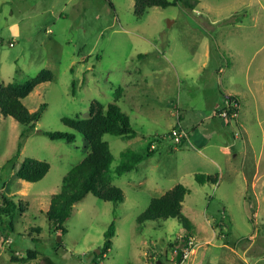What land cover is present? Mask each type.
Returning <instances> with one entry per match:
<instances>
[{"label":"rangeland","instance_id":"obj_1","mask_svg":"<svg viewBox=\"0 0 264 264\" xmlns=\"http://www.w3.org/2000/svg\"><path fill=\"white\" fill-rule=\"evenodd\" d=\"M198 1L195 9L153 7L139 17L135 0H0V87L47 69L55 76L24 99L32 112L47 105L35 128L0 111V208L8 199L15 215L13 224L0 219V264H41L46 257L96 264L111 230L113 246L101 264H173L172 245L185 247L186 229L176 219L139 217L180 183L191 189L183 212L193 221L196 251L184 264H264V0ZM119 89L118 104L138 136L104 139L115 156L112 183L125 199L90 193L75 205L67 232H57L47 215L51 199L91 151L62 119L87 118L92 103L115 102ZM229 108L233 119L216 117ZM178 124L189 138L175 150L169 134ZM42 130L77 137L51 140ZM197 139L204 148L188 143ZM150 144L153 156L117 173L123 152H145ZM27 158L51 164L41 181L16 176ZM197 173L218 183L198 184ZM29 250L37 257L12 260Z\"/></svg>","mask_w":264,"mask_h":264},{"label":"trees","instance_id":"obj_2","mask_svg":"<svg viewBox=\"0 0 264 264\" xmlns=\"http://www.w3.org/2000/svg\"><path fill=\"white\" fill-rule=\"evenodd\" d=\"M198 0H135V14L143 17L146 11L153 7L168 8L173 5L182 4L183 6L195 9L198 5ZM54 73L51 70H43L37 77L28 80L24 84L15 82L9 83L6 86L0 87V111L6 117H13L22 125H28L32 128L41 119L46 108V104L35 112H32L24 103L26 99L40 84L54 80ZM122 89L118 91V97L115 102L105 105L101 102H94L90 108V114L87 118H71L64 117L63 123L71 129L81 133L89 143L91 148L90 153L77 166H75L63 179V186L59 193L54 194L51 199L50 208L47 211L49 221L54 225L57 232L65 234L67 228L65 223L71 216L75 205L82 201L88 194L93 193L104 201H112L114 203L122 202L125 199V193L119 186L114 185L112 179V164L115 161V156L112 152L108 141L104 139L105 135H113L126 139H134L138 136V131L132 125L131 119L126 112L123 111L118 104L121 99ZM231 101H235L228 96ZM223 110L219 112L221 114ZM234 108L229 109L231 116ZM177 116V114H176ZM178 118V116H177ZM179 117L178 119H180ZM231 118V117H230ZM175 128V127H174ZM41 133L51 140H66L70 143L75 142L76 134L68 131H46ZM28 137V132L24 131L21 138ZM173 135L171 132V136ZM156 140L161 142L165 138L156 136ZM185 140V139H184ZM184 140L179 145L173 143L174 149H181ZM150 143V142H148ZM23 145V141L20 146ZM155 145V144H153ZM152 145V146H153ZM185 145V144H184ZM148 146L147 151L140 152L134 149H128L122 153L123 161L118 165L116 171L122 174L127 171L135 170L138 165L147 157L153 156L155 148ZM178 148V149H177ZM157 149V148H156ZM51 164L47 161L27 158L18 169L16 176L30 183L41 181L50 171ZM198 184L205 185L206 183H218L217 176L210 174L197 173L194 175ZM191 192V189L185 184H177L174 188L167 191L163 196L153 198L148 208L140 215L139 221L149 222L158 220L176 219L186 229L187 233L180 239H183L184 245L189 243L193 230V221L184 214L183 204L186 196ZM0 208V219L2 215L8 216L11 224L14 222V212L8 205ZM11 210V211H10ZM114 228V226L112 225ZM114 231L106 233L107 241L101 249V253L95 252L96 264H101L99 259L104 257L112 248ZM177 241L173 248H179ZM38 252L29 250L26 257L19 258L13 255V261H27L36 258ZM41 264H56L51 258L46 257Z\"/></svg>","mask_w":264,"mask_h":264},{"label":"built area","instance_id":"obj_3","mask_svg":"<svg viewBox=\"0 0 264 264\" xmlns=\"http://www.w3.org/2000/svg\"><path fill=\"white\" fill-rule=\"evenodd\" d=\"M228 98V97H227ZM228 102L231 101L230 98H228L227 100ZM232 102V101H231ZM234 102V101H233ZM231 109V108H229ZM229 109H226V110H223L221 112V116L223 118H230L233 119L235 117V114L232 113V115L230 116L229 115ZM172 135H173V140H174V143H176L175 145H179L181 144V142L184 140V139H187L189 138V135L187 134L186 130H184V128L181 126V125H177L175 126V128L172 129ZM194 240L193 238L191 237L189 243H187L185 245V247H182V248H178V249H175L173 252H174V256L172 258V262L173 264H184L186 261L189 260V258L191 257V255L194 253ZM181 254V261L178 262V255ZM153 264H164L161 260L160 261H155L153 262Z\"/></svg>","mask_w":264,"mask_h":264},{"label":"crops","instance_id":"obj_4","mask_svg":"<svg viewBox=\"0 0 264 264\" xmlns=\"http://www.w3.org/2000/svg\"><path fill=\"white\" fill-rule=\"evenodd\" d=\"M221 111V109L220 110H217L216 111V117H219V118H223L220 114H219V112ZM224 119H226V118H224ZM177 126V125H176ZM188 143L189 144H192V145H194V146H196V147H202L203 146V140L202 139H197V140H195V141H188ZM202 148H204V147H202ZM207 157V159H210V157H209V155H207L206 156ZM213 162L215 163V164H217V165H220L219 164V162H217V161H215V160H213ZM209 174V173H208ZM211 175V174H210ZM213 176H215V175H213ZM209 223L212 225L213 224V221L212 220H209ZM207 241H209V240H207ZM206 241V242H207ZM196 251H194V253H195ZM160 261V260H159Z\"/></svg>","mask_w":264,"mask_h":264},{"label":"water","instance_id":"obj_5","mask_svg":"<svg viewBox=\"0 0 264 264\" xmlns=\"http://www.w3.org/2000/svg\"><path fill=\"white\" fill-rule=\"evenodd\" d=\"M100 253H101V252H100V251H98V254H100ZM177 259H178V262H180V261H181V254H179V255H178V258H177Z\"/></svg>","mask_w":264,"mask_h":264}]
</instances>
